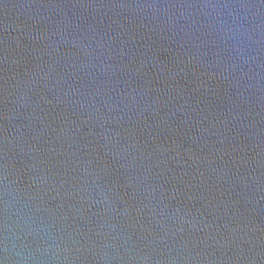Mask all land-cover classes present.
<instances>
[{"label":"water","instance_id":"1","mask_svg":"<svg viewBox=\"0 0 264 264\" xmlns=\"http://www.w3.org/2000/svg\"><path fill=\"white\" fill-rule=\"evenodd\" d=\"M0 264H264V0H0Z\"/></svg>","mask_w":264,"mask_h":264}]
</instances>
